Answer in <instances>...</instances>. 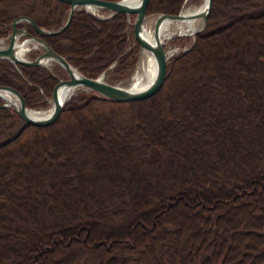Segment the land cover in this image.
Here are the masks:
<instances>
[{
	"label": "trees",
	"instance_id": "1",
	"mask_svg": "<svg viewBox=\"0 0 264 264\" xmlns=\"http://www.w3.org/2000/svg\"><path fill=\"white\" fill-rule=\"evenodd\" d=\"M181 2L148 0L145 14ZM211 2L149 98L78 90L54 123L20 133L0 107V264H264V0ZM68 7L0 0V38L21 14L56 30ZM127 21L80 8L41 38L85 76L117 81L138 60ZM56 67L2 58L0 85L46 108Z\"/></svg>",
	"mask_w": 264,
	"mask_h": 264
},
{
	"label": "water",
	"instance_id": "2",
	"mask_svg": "<svg viewBox=\"0 0 264 264\" xmlns=\"http://www.w3.org/2000/svg\"><path fill=\"white\" fill-rule=\"evenodd\" d=\"M65 1L69 5L68 13L65 19V22L58 29L46 30L45 28L39 27L33 20L27 16H17L11 20L10 32L5 38L6 46L0 47V59L10 62L11 64L24 65L27 66H39L45 67L46 63L53 62L57 63L60 68L66 73L67 77L65 79H58L56 85L51 90L50 98H47V102L51 105L49 111L45 114L42 112V115H30L28 111L31 110L28 106L24 105V98L17 91L16 88L9 86L0 85V99L3 101L0 104V107H10L14 110V113L20 117L23 122L20 126L18 133L22 132L25 125L45 127L51 125L56 120H58L61 109L64 107V102L61 101L60 94H58L59 89H69V90H85L94 92L101 97L114 101V102H131L142 100L151 97L153 94L159 92L162 83L165 82V73L167 72L166 62H168L169 57L165 53V48L163 47L164 41L170 38H162L160 30L162 23L165 20H174L180 21L185 16L181 14V11L177 14H164V13H153L145 14L147 8L148 0H137L135 3H129L126 0H59ZM212 0H205L204 7L195 14L199 17V28H197L194 33L200 32L203 28L206 27L207 17L209 16V11L212 6ZM79 8H85L88 14L98 19H112L117 13H124L127 17V22L133 27L132 36L134 37L136 44L139 48V53L137 54L138 61L141 59L143 52L151 54V57L154 58V67L156 71L154 76L149 84L144 88L138 90H132L130 87H121V85L111 84V82L103 81L102 77L104 73L99 74L95 78H89L85 76L78 69L72 67V65L67 62V60L56 51H53L49 45L41 37L43 35H53L54 33L59 34L64 31V28L71 21L72 14L74 11ZM93 10V11H92ZM97 11H105V15L98 17L95 14ZM132 21L130 20L132 16ZM152 20V36L153 38H147L144 35L145 27L148 20ZM25 22L30 24L31 27H34V30L37 32V35L30 34L27 32L24 26L17 28V24L20 22ZM176 36H185V34L177 33ZM25 44L27 52L33 46L40 49L37 55L32 59H25V57H20L17 54V51L21 46ZM76 92V91H74ZM74 92L72 94H74ZM8 95V96H5ZM28 110V111H27ZM38 111V110H37ZM35 110L34 112L37 113ZM39 113V112H38Z\"/></svg>",
	"mask_w": 264,
	"mask_h": 264
},
{
	"label": "bare ground",
	"instance_id": "3",
	"mask_svg": "<svg viewBox=\"0 0 264 264\" xmlns=\"http://www.w3.org/2000/svg\"><path fill=\"white\" fill-rule=\"evenodd\" d=\"M129 3H135L137 0H126ZM205 0H203V4L200 5V7L196 8V9H185L181 12V14H183L185 17L183 19H180V21H174V20H165L162 23V27L160 30V34L162 36V38H170L171 36H174L177 33H182L185 35H191L192 33H194V31L199 28L200 24H199V17L195 16V14H197V12L201 9V7H204L205 5ZM191 6V5H190ZM195 8V7H193ZM93 11V10H92ZM96 11V10H95ZM152 30L153 28H151V26H149L148 28L145 27V31H144V35L149 39V38H153L152 36ZM25 44H23V46H21V48H19V50L17 51V54L20 57H23V55L25 54V49H26ZM141 69L143 70V72L141 71L139 73L136 72V74L134 75V78L132 79V85L131 88L132 90H138L141 88H144L147 84H149L154 76V73L156 71V68L154 67V58L151 57V54L147 53V52H143V54L141 55ZM76 90V89H75ZM75 90H69V89H59L58 94H60V99L61 101H66L68 98H70V96L72 95V93ZM8 96V95H5ZM28 111V110H27ZM35 110H29L28 114L30 115H42L41 112L37 113L34 112ZM49 111V109L45 112V114Z\"/></svg>",
	"mask_w": 264,
	"mask_h": 264
},
{
	"label": "rangeland",
	"instance_id": "4",
	"mask_svg": "<svg viewBox=\"0 0 264 264\" xmlns=\"http://www.w3.org/2000/svg\"><path fill=\"white\" fill-rule=\"evenodd\" d=\"M181 3H182V5L179 8L178 12H180V11L182 12L183 10L190 9V8L192 10L196 9V8L200 7L201 4H203V0H182ZM193 7H195V8H193ZM98 14L103 15L104 13L98 12ZM133 17L134 16L131 17V20L133 19ZM152 20L153 19L148 20L147 25H146L147 28L149 26H151V28L153 27L152 26ZM194 39H195L194 34L185 35V36H183V35L171 36L170 39L164 41V46H165V49L167 50L166 51L167 55L171 58V56L173 57L174 55H176L179 52H182V51L184 52V51L190 49ZM129 46L130 47L132 46V39H129L127 47L129 48ZM34 55H35V51H29L26 53V56L29 57L28 59H32L33 58L32 56H34ZM141 62H142L141 59L139 61L137 60V63H135V65H134L133 71H131L130 74L126 75L122 79L120 78V80L113 81L108 73H105L103 75L102 79H103V81H106L108 83L111 82V84H117L119 86L121 85V87H129L130 86V88H131V85L133 82L132 79L134 78V75L136 74V72H138V71H139V73L141 71L143 72V70L141 69ZM56 64L57 63L48 62V63H46L45 68H47V70L51 71V70H53V67L56 66ZM56 71L60 76V77H58V79H65L67 77L66 73L63 72V70L60 68V66L56 67ZM78 90H75V91H78ZM79 91L89 92V90L88 91L79 90ZM50 107H51V105L48 104L46 108H38L37 107V109H35V108H30V109L36 110V111L38 110L39 112H45L48 109H50Z\"/></svg>",
	"mask_w": 264,
	"mask_h": 264
}]
</instances>
